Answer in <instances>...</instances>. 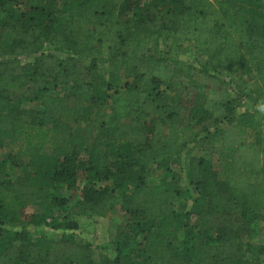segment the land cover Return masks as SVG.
Here are the masks:
<instances>
[{
    "label": "trees",
    "instance_id": "1",
    "mask_svg": "<svg viewBox=\"0 0 264 264\" xmlns=\"http://www.w3.org/2000/svg\"><path fill=\"white\" fill-rule=\"evenodd\" d=\"M191 47L202 66L176 56ZM219 70L260 107L237 111ZM262 106L264 0H0V154L29 156L0 155V264H264ZM194 151L218 167L190 155L181 174ZM85 212L116 219L111 257L26 226Z\"/></svg>",
    "mask_w": 264,
    "mask_h": 264
},
{
    "label": "rangeland",
    "instance_id": "2",
    "mask_svg": "<svg viewBox=\"0 0 264 264\" xmlns=\"http://www.w3.org/2000/svg\"><path fill=\"white\" fill-rule=\"evenodd\" d=\"M160 47V46H159ZM58 55L62 56V53H57ZM22 57L30 59L32 57V54H24L21 55ZM172 56V55H171ZM179 58L184 59L187 63H190L194 67H200L203 65V57L198 56L193 48H189L187 51H183L176 55ZM98 71L102 74H106V70L108 66H106L105 62H99L97 64ZM215 73L223 80L225 87H227L234 96L237 97V103L236 110H242L244 108H251V107H260V104H254L247 94H251V89L254 90H260L259 86L254 82V80L251 79H245L242 76H239L236 74L235 71L226 72L224 70L215 71ZM21 105H29L26 103H22ZM106 111H104V114L108 115L110 113L109 109L106 107ZM25 118L27 119H36L41 120V122L48 123L46 117H36L32 118L30 115H25ZM105 137L103 134H98L95 136V145L93 146L91 152L95 154L96 160L99 164H102V166H107L109 163L110 153L107 152L108 143L107 139L105 142ZM1 156L7 155L8 157H12L16 165H13L14 172H20L23 169V164L25 161L29 160V156L27 155H20L18 154L16 148H13L12 146H4L2 148V154ZM190 155L195 156H203L207 159H209L212 163V167L216 168L218 167V161L217 158H215V155H206L204 153L200 152H184L182 155H180V159L183 161V167H181V174H183L184 167L188 163V157ZM32 157H30L31 159ZM152 169L145 174L144 178L148 182H154L158 179L160 170H156L155 164L153 163ZM182 176V175H181ZM182 183V180H179ZM34 210L38 212H42L43 210L38 209V207L33 208ZM58 213H61L66 215V210L62 209L54 211L52 213L53 216L58 215ZM74 221L75 226L74 227H57V228H51L49 226H45L43 224H31L27 223L26 226L29 228L30 237H34L37 235H45L50 238L57 239L59 237H73L76 240H89L93 242L92 244L95 247V250L97 252H105L108 257L112 256V247L114 244V229H115V223L116 219H111L108 217H100V216H92L85 213H78V214H68V218ZM5 224V223H4ZM4 227H7L8 225H3ZM19 225H16L17 228ZM260 231L259 234L254 235L253 237H250L251 241L254 243H264V223L259 222Z\"/></svg>",
    "mask_w": 264,
    "mask_h": 264
},
{
    "label": "clouds",
    "instance_id": "3",
    "mask_svg": "<svg viewBox=\"0 0 264 264\" xmlns=\"http://www.w3.org/2000/svg\"><path fill=\"white\" fill-rule=\"evenodd\" d=\"M261 110L264 111V106L261 107Z\"/></svg>",
    "mask_w": 264,
    "mask_h": 264
},
{
    "label": "crops",
    "instance_id": "4",
    "mask_svg": "<svg viewBox=\"0 0 264 264\" xmlns=\"http://www.w3.org/2000/svg\"><path fill=\"white\" fill-rule=\"evenodd\" d=\"M190 153H193V152H190Z\"/></svg>",
    "mask_w": 264,
    "mask_h": 264
}]
</instances>
